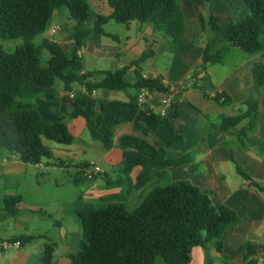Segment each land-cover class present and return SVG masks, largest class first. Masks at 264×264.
<instances>
[{"label":"trees","instance_id":"1","mask_svg":"<svg viewBox=\"0 0 264 264\" xmlns=\"http://www.w3.org/2000/svg\"><path fill=\"white\" fill-rule=\"evenodd\" d=\"M88 1L91 0H0V154L16 157L27 165H37L42 160L52 159V152L44 143L70 146L74 142L66 124L59 120L49 121L35 107L26 104L36 99L57 102L54 82L58 79L66 92L74 84L84 87L73 94L71 118L81 117L95 141L105 150L113 146L114 125L109 123L101 132L105 108L96 111L97 101L91 92L98 89L123 92L133 88L164 91L158 79L143 78L140 65L153 55L151 46L133 62L134 83L127 80L128 70H116L83 74L82 60L78 52L89 36L98 38L107 35L102 25L109 20L129 26L132 22L149 24L155 32L170 38L173 43L184 37V17L179 0H97L105 2L110 9L109 16H97L92 29L87 28L91 20ZM228 2L229 0H203ZM249 15L237 23H231L226 30L223 43L239 49L247 55L264 53V0H243ZM67 10L74 22V43L69 52L46 39L38 40L47 29L54 12ZM214 31L218 30L214 18H210ZM114 38V36L107 35ZM39 42V43H38ZM214 43L203 49L202 62L220 63L221 54L210 56ZM48 51L50 57L42 64L41 51ZM195 77V78H194ZM252 78L258 88H264V64L257 63L252 69ZM191 88L201 91L205 97L204 78L191 77ZM216 103L227 106L231 98L224 92H215L211 97ZM176 105L174 102L170 110ZM245 111L220 118L217 130L227 133L243 121L248 124L238 134L243 145L244 137L255 128L258 115V101L250 98L243 104ZM152 120L168 126L169 138L165 144H156L151 156L139 151L123 152L121 162L115 170L116 179L111 187L120 190L111 195L114 200L106 206H94L75 202L74 215L81 227V239L77 251L69 257L70 264H189L191 253L197 247L211 244L221 252L220 237L223 231L234 224L235 214L226 207L215 209L211 201L188 182L159 183L165 177V169L179 168L191 163L190 155L171 157L169 150L182 137L171 129L166 118L149 112ZM136 129L142 131L136 124ZM87 164L76 166L73 183L79 185L85 178ZM141 170L133 186L129 175L133 168ZM243 179L248 177L236 168ZM100 175V174H98ZM154 180L158 182L152 187ZM252 186L260 189L253 182ZM149 187L138 206L129 210L127 199L134 190ZM20 197L3 200L6 216L15 217ZM33 240L31 236H18L12 244L25 245ZM54 244L44 248L42 264L53 263ZM255 248L250 244L240 247L246 264H253L250 257Z\"/></svg>","mask_w":264,"mask_h":264},{"label":"crops","instance_id":"2","mask_svg":"<svg viewBox=\"0 0 264 264\" xmlns=\"http://www.w3.org/2000/svg\"><path fill=\"white\" fill-rule=\"evenodd\" d=\"M88 4L91 20L87 24V28L91 30L97 16H109L110 9L102 1L91 0ZM194 22L195 20L189 22V28L197 32L198 28ZM50 24H52V35L42 36V34L38 40L46 39L54 42L65 52H69L74 43L72 30L74 22L67 10L60 9L54 12ZM101 28L105 34L114 36V38L104 35L98 38L89 36L86 39L84 46L78 52L82 60L81 73L89 74L126 69L128 70L127 80L133 84L132 72L134 68L132 64L147 50L148 46H151L153 55L139 67L142 77L158 79L162 86L177 87L181 84H187L180 91L176 105L168 111V116L165 117L167 123L170 118L174 121L175 132L182 137L181 142L169 150L171 157L190 155L191 163L182 166L188 171L194 169V160L198 155L201 156L202 163L211 166L216 165L219 158H212L210 156L212 152L205 144L204 151L198 155H194V148L190 149L191 151L188 148H180L183 142V135L181 134L183 121L181 118L185 115V105L200 108V112L204 113V115L200 113V116L204 118L210 115L214 118L220 116L222 109L219 110L217 106L225 107L219 103H213L207 88L205 94L208 97H205L201 91L191 88L193 83H186L194 75L199 78L208 70V67L204 66L202 62L203 48H200L201 54H196L190 63L187 61L176 62L173 53L177 42H167L166 36L155 32L149 24L132 22L129 26H125L109 20ZM184 28H186L185 22ZM62 31H66L65 36L64 33L61 34ZM185 31L187 32L188 28ZM205 43L207 42H201V45H205ZM223 45L227 49L232 48L225 43ZM214 47L215 45L210 51L213 52L216 49ZM168 49H171L172 54L167 52ZM259 57L262 60L261 63L264 64L262 56L259 55ZM193 72L195 73L193 74ZM130 89L134 90V93L129 94L128 89L123 92H108L98 89L92 95L97 101L96 111H99L101 105L105 108L101 132L109 123L114 125L113 146L109 150H105L102 144L98 146L97 143L100 142L91 138L83 118L70 117L72 110L70 94L84 91V87L74 84L71 92H66L63 86L58 91L55 90L57 102L49 103L41 99L45 101V105L39 107L42 111L45 109L44 107L49 109L50 116L54 117L52 120H59L66 124L74 138L72 145L46 144L52 152V159L42 160L37 165H27L13 156L5 153L0 154V264H42L44 248L48 244H54V264H70L69 257L76 253L81 239V227L73 214L75 209L73 204L77 201L80 204L105 206L104 204L114 202V200L106 201V199L111 195H118L120 190L111 187L109 183L117 178L115 168L121 162L123 152L127 150V147H119V143H123L126 138H137L139 139V147H142L151 140L149 127L156 129V134L158 130H161V126L155 128V125L160 123L152 120L149 115V112L156 114L160 92L155 90L156 93L152 102L139 106L136 102L137 90ZM258 93L260 94L258 115L255 119V128L250 132L249 137L258 140L256 143L261 147L259 148L261 156L255 155L251 164L247 165L246 173L248 175H245L249 180L243 179L235 189L236 201L231 205L221 206L231 210L235 214L236 220L233 225L223 231L220 237L221 252H217L211 244L197 247L191 253L189 264H246L243 260V253L240 252V247L244 244H250L255 248L254 254L250 257L253 264H264V155H262V152L264 153V92L259 90ZM117 109L119 111L117 115L111 113ZM42 111L40 112L42 113ZM238 111L241 110L237 109L232 114L225 116H233ZM124 113L126 114L124 115ZM204 122L205 129L215 128L209 119H204ZM136 124L147 132L146 136L143 135L142 131L136 129ZM245 124L247 125V120L227 133L237 132V129L242 128ZM154 137L156 138V135ZM158 142L164 144L160 140ZM172 149L175 151L174 154ZM88 151L92 152L89 154L92 156L91 159L81 162L80 159L87 156ZM222 160H226L223 154ZM91 162L98 165L102 173L93 176L92 179H83L81 184L75 185L73 181L77 172L76 166L88 165ZM105 168L108 170L111 168V174L106 173ZM139 172L138 167L135 177ZM156 182L158 181L154 180L150 187ZM251 182L258 184L260 189L252 186ZM149 189L147 187L141 189L142 192L134 193L136 205L141 202ZM16 196L21 199L17 206V215L15 217L6 216L3 211V200L7 197ZM130 196L127 199L128 206ZM18 236H31L33 240L25 245L12 244L10 240Z\"/></svg>","mask_w":264,"mask_h":264},{"label":"rangeland","instance_id":"3","mask_svg":"<svg viewBox=\"0 0 264 264\" xmlns=\"http://www.w3.org/2000/svg\"><path fill=\"white\" fill-rule=\"evenodd\" d=\"M88 2L90 3V1ZM179 4L184 17L185 27L188 28V31L185 33L184 37L176 41V49L173 53L175 57L174 60L176 62L187 61V63H190L191 59H193L196 54H201V47L204 49L207 44L214 43L213 45H215L214 48L216 49H214L213 52L211 51L209 55L215 56L219 52L221 54V62L207 63L205 66L208 67V70L205 71L202 76H199V78L205 79L204 83L210 92H208L209 94L213 91L225 92L232 98L233 102L225 107L217 106L219 110L222 109V113H220V116H215V118L212 115L207 118L201 117L200 113L203 115L204 113L202 111L200 112V108H192L189 105H185V115L181 118L183 121L181 128L183 142L180 145V148H188L189 150L194 148V155H198V153L204 151L205 144L212 152L210 156H212V158H219V161L217 160L216 165L211 166L207 163H202L200 160L201 156L198 155L194 160V169H191L190 171H188L185 167L165 169V179L159 184L165 185L174 182H188L195 187L198 192L206 196L211 201V204L215 209H218L221 206L233 204L237 199L234 192L237 186H239L243 181V178L237 174L236 168H239L241 172L247 174L246 167L251 164L253 157L255 155L258 157L261 156V153H259V148L261 147H259L256 143L258 140H253L252 137L250 138L249 135L251 133H247V137H244L243 145H241L237 140L239 132L247 126L246 124L242 128L239 127L240 129L238 128L237 132H233L231 134L219 132L217 130V125L219 124L221 117L227 114H232L233 111H237V109L245 111L243 101L250 98L258 101V98L260 97L258 91L262 90V92H264L263 88L258 89V87L255 86L252 78V69L256 63L262 62L259 55H261V58L264 59V53H259V55H247L239 49H227L223 45V37L230 24H235L240 19L249 15V9L244 4L243 0H229L228 2L216 1L210 3H206L203 0H179ZM211 17L214 18L217 24V31H214L213 29L214 26L210 22ZM192 20H195L194 23L198 28L197 32H194L189 28V22ZM51 25L52 24L47 27L42 36L52 35ZM61 34L65 36L66 31H62ZM166 38L167 42H172L170 38ZM201 42L207 43H205V45H201ZM167 52L172 54L171 49H168ZM48 58V51L43 49L41 51L42 64L45 65ZM194 73L195 72H193V74ZM193 81V79H188L186 83H193ZM60 88H62V83L56 79L54 82V89L58 91ZM127 92L132 94L134 93V90L128 89ZM36 100L27 103L25 107H35L37 110L42 111L39 107L40 105L44 106L45 101L41 99ZM213 103L215 104L214 101ZM44 108L45 109L42 111L43 114L41 112L40 113L43 115L44 119L52 121L54 117L50 116L49 109L47 110L46 107ZM121 111L124 112V110ZM118 112V109L111 111V113H115V115H117ZM125 114L126 113H124V115ZM204 119H209L210 123H213L215 128L205 129ZM168 125L171 129L176 131L175 123L171 118L168 119ZM158 126H161V130H158L157 134L155 133L156 129H150L149 127V132L151 134L149 137L151 140L147 141L145 146L139 147V139L137 138H126L123 140V143H119V147H127L126 151L138 149L144 155L151 156L153 147H155L156 143L160 140V142L165 144L169 138L168 126L165 124H156L155 128H158ZM154 135H156V138ZM156 140L157 142H155ZM44 143L52 144V142L45 140ZM97 144L98 146H101V143ZM174 149L171 150L173 154L175 152L173 151ZM89 154H92V152L88 151L87 156L82 157L80 161L83 162L91 159L92 156ZM222 154L225 155L226 160H222ZM262 155H264L263 152ZM109 169L110 170L105 168L106 173L111 174V168ZM137 169L138 167L133 168L129 175L133 186L136 184L135 175ZM138 191L141 190H134L130 194V211H133L139 204L138 203L136 205L135 197L133 196L134 193L136 194ZM104 205L106 206L108 204ZM94 206L99 205L96 204Z\"/></svg>","mask_w":264,"mask_h":264},{"label":"built area","instance_id":"4","mask_svg":"<svg viewBox=\"0 0 264 264\" xmlns=\"http://www.w3.org/2000/svg\"><path fill=\"white\" fill-rule=\"evenodd\" d=\"M187 85L181 84L180 86H164V91L159 93V100L156 107V115L162 118L166 117L168 111L170 110L172 104L177 101L180 91L184 89ZM84 94H87L86 91H83ZM94 91L91 92V96ZM155 91L148 90L146 88L140 89L137 93L136 102L139 106L150 104L154 98ZM211 97L215 96V92L210 94ZM70 98H73V95L70 94ZM17 159L16 157H14ZM101 168L95 163L91 162L88 164V167L85 170V178L92 179L93 176L101 174ZM14 245H19L14 243Z\"/></svg>","mask_w":264,"mask_h":264}]
</instances>
